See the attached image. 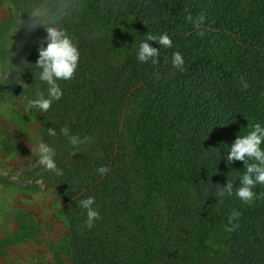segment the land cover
Wrapping results in <instances>:
<instances>
[{"label":"trees","instance_id":"16d2710c","mask_svg":"<svg viewBox=\"0 0 264 264\" xmlns=\"http://www.w3.org/2000/svg\"><path fill=\"white\" fill-rule=\"evenodd\" d=\"M76 5L96 28L123 35L78 65L82 77L61 81L63 97L42 113L44 142H66L59 130L67 127L82 144H96L55 182L69 232L63 251L73 264H264V185L251 204L217 195L228 179L238 187L244 170L240 161L225 164L222 143L264 122V0H24L28 45L41 31L27 28L29 13L60 21L63 8ZM201 13L203 36L186 19ZM63 30L79 43L74 27ZM148 32L173 40L155 64L136 59ZM174 51L184 55L182 72L172 67ZM117 52L127 53L122 62L106 61ZM88 196L101 217L91 229L79 206ZM233 210L238 227L225 246L211 245L214 226L231 227Z\"/></svg>","mask_w":264,"mask_h":264},{"label":"rangeland","instance_id":"374dc122","mask_svg":"<svg viewBox=\"0 0 264 264\" xmlns=\"http://www.w3.org/2000/svg\"><path fill=\"white\" fill-rule=\"evenodd\" d=\"M22 2L0 0V258H7L6 264H59V259L61 264H73L63 251L69 232L61 218L62 205L55 182L96 144L73 148L65 140L46 142L55 150L59 174L39 163L37 148L44 142L42 113L26 112L25 107L28 98L47 87L39 81L34 65L46 31L41 26L32 45H28L22 30ZM48 18L57 27L64 29L67 25L78 31L79 64L92 60V55L109 52L123 35L119 27L96 28L97 22L77 5L64 7L60 21ZM126 55L117 52L112 57L108 55L106 61L115 65ZM83 67L76 70L78 78L83 75ZM36 235V241L41 236L38 242ZM229 237L225 224L218 222L209 242L219 248L225 246Z\"/></svg>","mask_w":264,"mask_h":264},{"label":"clouds","instance_id":"9594fccd","mask_svg":"<svg viewBox=\"0 0 264 264\" xmlns=\"http://www.w3.org/2000/svg\"><path fill=\"white\" fill-rule=\"evenodd\" d=\"M30 21L27 24L29 30H34L37 26H43L46 35L43 43L38 47V59L34 64L38 69V79L42 84L47 86L46 92L36 91L32 98L26 101L25 111L37 110L40 113H46L50 110L53 103L61 100L63 97V89L60 87L59 81H69L73 79L79 65L80 51L73 42L69 34L56 23L48 18V14L44 10L34 9L29 13ZM186 19L199 30V35L205 34L203 25L206 17L203 13L195 19L189 14ZM145 39L139 42L136 50V59L139 63L158 62L161 48H173L172 37L167 33H161L159 36L152 35L148 32ZM154 41L159 48L153 47L149 42ZM171 64L175 69L181 72L185 70V58L179 51H174L171 56ZM241 84L244 89L249 87L247 81L241 77ZM60 133L67 139L69 144L75 148L84 141L76 135L70 133L69 128H60ZM240 133V132H239ZM50 137H55L57 131L50 127L47 129ZM222 148L226 157L223 158L225 164L229 167L234 162H243L244 170L238 176L239 186L236 187L234 182L229 180L226 185L219 187L217 193L222 200L225 196L235 195L244 204H251L258 198L256 192L253 191L257 185H264V122L257 121L250 126V130L244 134H237L231 144ZM39 163L48 170L55 171L59 174L55 163V150L46 142H40L37 148ZM98 173L103 176L108 172L107 166H101L97 169ZM95 205V197L88 196L80 200L79 206L86 211L87 219L84 226L91 229L96 220H99L100 213ZM240 216L238 211L233 210L229 216V225L227 231H233L238 224H233Z\"/></svg>","mask_w":264,"mask_h":264},{"label":"crops","instance_id":"0c3cea01","mask_svg":"<svg viewBox=\"0 0 264 264\" xmlns=\"http://www.w3.org/2000/svg\"><path fill=\"white\" fill-rule=\"evenodd\" d=\"M40 239H41V236H40ZM40 239H38V241H40ZM37 240V235H36V237H35V241ZM38 241H36V242H38ZM37 244H39V243H37ZM6 259L7 258H4L3 256L0 258V264H6V262L8 261H6Z\"/></svg>","mask_w":264,"mask_h":264}]
</instances>
